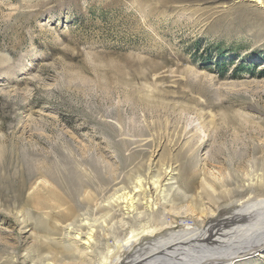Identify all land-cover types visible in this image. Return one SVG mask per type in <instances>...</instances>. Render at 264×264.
Here are the masks:
<instances>
[{
	"label": "rangeland",
	"instance_id": "374dc122",
	"mask_svg": "<svg viewBox=\"0 0 264 264\" xmlns=\"http://www.w3.org/2000/svg\"><path fill=\"white\" fill-rule=\"evenodd\" d=\"M164 168L175 173L166 197L180 214L165 216L175 230L200 207L193 191L173 194L191 174L194 187L264 178V10L236 0H0V264H30L34 251L40 264H103L99 252L118 236L96 204ZM102 216L110 230L86 259L40 230Z\"/></svg>",
	"mask_w": 264,
	"mask_h": 264
},
{
	"label": "bare ground",
	"instance_id": "6f19581e",
	"mask_svg": "<svg viewBox=\"0 0 264 264\" xmlns=\"http://www.w3.org/2000/svg\"><path fill=\"white\" fill-rule=\"evenodd\" d=\"M236 1H250L264 10V0ZM174 174L172 169L164 168L160 177L152 179L148 185L137 179L131 189L114 192L116 195L106 200V207L96 204L98 208L111 211L108 220L111 215L112 228L118 236L111 248L107 246L104 252L97 251L102 255L101 263L252 264L254 257L264 258V178L237 187H226V184L202 178L194 187L195 175L191 174L186 186H177L173 194L183 201L189 197L187 192L193 191L200 197V207L191 213L194 214L190 216L193 224L175 230L173 223L165 220L166 215L176 217V213L180 214L174 210V198L169 201L166 197L173 188ZM232 196L236 197L233 202ZM89 217L75 218L64 224L61 221L51 225L45 221L40 230L57 235L65 251L77 252L86 259L98 249L96 233L102 235L110 230L104 216L99 217L100 220ZM34 252L28 253L27 259L32 261L30 264H40L32 259L36 255Z\"/></svg>",
	"mask_w": 264,
	"mask_h": 264
},
{
	"label": "trees",
	"instance_id": "16d2710c",
	"mask_svg": "<svg viewBox=\"0 0 264 264\" xmlns=\"http://www.w3.org/2000/svg\"><path fill=\"white\" fill-rule=\"evenodd\" d=\"M217 66L218 69H221V72H225L226 71V66L224 65V63H221V62H216L215 64Z\"/></svg>",
	"mask_w": 264,
	"mask_h": 264
},
{
	"label": "built area",
	"instance_id": "2783aa9c",
	"mask_svg": "<svg viewBox=\"0 0 264 264\" xmlns=\"http://www.w3.org/2000/svg\"><path fill=\"white\" fill-rule=\"evenodd\" d=\"M111 264V263H110Z\"/></svg>",
	"mask_w": 264,
	"mask_h": 264
}]
</instances>
